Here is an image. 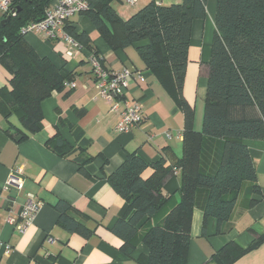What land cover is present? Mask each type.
Wrapping results in <instances>:
<instances>
[{"label":"trees","instance_id":"1","mask_svg":"<svg viewBox=\"0 0 264 264\" xmlns=\"http://www.w3.org/2000/svg\"><path fill=\"white\" fill-rule=\"evenodd\" d=\"M52 1L12 0L15 14L7 20V16L0 17V65L9 73L7 83L0 87V114L7 122L4 131L18 140L42 129L41 101L61 90L73 75L39 56L21 33L25 24L43 18ZM112 1L85 0L81 13L112 50L140 43L136 51L144 67L182 111L183 138L182 154L172 164L164 158L147 163L131 152L105 175L123 199L111 231L120 239L119 249L125 255L139 243L146 246L137 264H186L194 208L203 212L204 229L208 218L218 224L228 221L242 191L260 192L255 163L244 141L264 140V0H216L199 130L193 126L194 107L185 99L183 85L191 23L205 16V0L169 4L150 0L126 19L111 6ZM64 28L102 63L89 34L66 24ZM45 145L60 156L72 149L59 133ZM148 167L152 172L143 178ZM175 172L179 173L177 197L163 190L165 180ZM54 207L56 222L65 231L84 239L92 235L86 214L63 200ZM263 240L264 231L247 248L228 242L205 264H231Z\"/></svg>","mask_w":264,"mask_h":264},{"label":"crops","instance_id":"2","mask_svg":"<svg viewBox=\"0 0 264 264\" xmlns=\"http://www.w3.org/2000/svg\"><path fill=\"white\" fill-rule=\"evenodd\" d=\"M149 1L135 0L130 6L126 0H113L111 6L126 19ZM156 1L169 4L180 0ZM215 7L216 0H205V16L191 23L183 95L195 108L196 130L200 129L207 85ZM65 24L90 35L104 68L131 71L124 97L130 104L140 105L143 119L127 131L116 130L118 114L97 94L86 53L66 55L67 45L60 34L54 39H46L38 32L24 35L39 56L49 58L55 66L73 74L65 82L73 86L64 84L61 90L52 91L41 101L43 127L24 140L4 131L7 122L0 114V264H137L147 248L139 243L130 255L120 251L121 241L111 229L123 199L105 175L112 173L131 152L147 163L159 158H164L168 165L174 163L182 154L183 114L152 72L144 67L136 51L140 43L112 50L82 13ZM8 78L9 73L0 65V87ZM122 107L120 104L119 108ZM56 133L72 147L63 156L45 145ZM244 142L255 163L260 192L250 195L247 190L242 191L230 219L218 224L214 218H208L204 229L203 212L194 208L186 264H205L214 251L228 242L247 248L264 231V140ZM87 157L91 159L85 161ZM17 167L23 171L22 188L3 189L7 177ZM151 172L148 167L141 176L146 178ZM178 188L179 173L175 172L165 180L163 190L177 197ZM29 197L40 201L41 207L25 232L18 233L8 217L17 218L21 205ZM250 199L254 203H249ZM58 200L88 216L87 226L93 230L89 238L68 233L57 224L54 205ZM231 264H264V240Z\"/></svg>","mask_w":264,"mask_h":264},{"label":"built area","instance_id":"3","mask_svg":"<svg viewBox=\"0 0 264 264\" xmlns=\"http://www.w3.org/2000/svg\"><path fill=\"white\" fill-rule=\"evenodd\" d=\"M12 0H0V17L14 15L15 11L11 9ZM127 4L133 6L135 0H126ZM86 8L85 0H53L45 9L44 16L39 21H30L25 24L22 34L29 32H38L44 35L46 39H54L58 34L67 45L66 55L72 56L79 52L86 53V58L92 67L95 77V87L97 94L109 105L110 110L118 114L116 130L123 132L139 124L143 115L139 104H130L124 97L127 87V80L131 76L128 68L119 70H108L104 68L99 58L84 49L71 35L64 30L65 23L74 15L81 13ZM73 86V83H64ZM122 104V109L119 105ZM169 136L168 134H166ZM22 168L17 167L11 171L3 184V189L19 190L23 185ZM41 207V202L29 197L20 207L18 217H8V221L14 226L18 233H24L32 224L34 216ZM6 248V253L8 252Z\"/></svg>","mask_w":264,"mask_h":264},{"label":"rangeland","instance_id":"4","mask_svg":"<svg viewBox=\"0 0 264 264\" xmlns=\"http://www.w3.org/2000/svg\"><path fill=\"white\" fill-rule=\"evenodd\" d=\"M195 109V108H194ZM203 109H204V100L201 105V111H200V128L202 126V120H203Z\"/></svg>","mask_w":264,"mask_h":264},{"label":"water","instance_id":"5","mask_svg":"<svg viewBox=\"0 0 264 264\" xmlns=\"http://www.w3.org/2000/svg\"><path fill=\"white\" fill-rule=\"evenodd\" d=\"M9 18V16H7L6 18H5V20H7Z\"/></svg>","mask_w":264,"mask_h":264}]
</instances>
